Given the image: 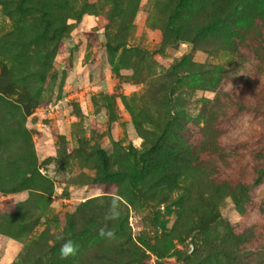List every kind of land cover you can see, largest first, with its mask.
Returning a JSON list of instances; mask_svg holds the SVG:
<instances>
[{"label": "rangeland", "instance_id": "obj_1", "mask_svg": "<svg viewBox=\"0 0 264 264\" xmlns=\"http://www.w3.org/2000/svg\"><path fill=\"white\" fill-rule=\"evenodd\" d=\"M165 1L140 0L131 16V0H73V30L50 54L41 47L36 57L32 50L26 66L13 60L23 46L5 37L15 24L0 3V91L6 65L9 73L2 79L14 84L7 96L20 107L12 112L7 103L0 105V264H54L61 255L56 242L72 240L61 236L70 223L71 237L85 242L79 244L78 264H264L260 35L238 39L239 53L208 52L189 41L163 47ZM18 21L29 36L40 31L31 18ZM184 55L222 72L215 75L217 87L205 89L179 73L182 83L169 92L178 118L174 135L180 144H198L203 105L219 95L229 115L222 131L224 157L205 154L207 171L175 189L165 181L151 182L144 173L137 180L140 197L129 176L112 173L118 160L126 162L116 156L143 150L131 110L153 111L142 97L148 84ZM100 149L107 166L99 160ZM139 154L127 159L135 163ZM223 182L237 190H213ZM213 215L216 219L205 225ZM120 229L121 241H135L138 252L119 253L113 236L88 242L98 231ZM223 245L233 253L216 257Z\"/></svg>", "mask_w": 264, "mask_h": 264}, {"label": "trees", "instance_id": "obj_2", "mask_svg": "<svg viewBox=\"0 0 264 264\" xmlns=\"http://www.w3.org/2000/svg\"><path fill=\"white\" fill-rule=\"evenodd\" d=\"M139 2L140 0H131L129 8L131 16H134L137 12ZM0 3L4 13L15 24L14 29L7 33L5 37L19 42L23 46L20 54L14 56L13 60L22 61L24 66L32 62L33 54H30L32 50H35L34 55L36 57H39L41 47L50 54L52 50L49 49H55L61 39L73 30L74 25L69 22L74 9L73 0H0ZM160 15L162 17L163 47L174 45L180 41H189L208 52L227 49L233 53H239L241 49L239 48L238 39L242 40L250 37L253 40V34L257 32L256 35H260L256 38H260L256 41L257 50L264 51V0H166L161 6ZM21 17H28L39 23L41 26L40 31L29 36L24 32L25 29L20 26L18 19ZM4 67L3 77H5V72L6 74L9 73L6 65ZM180 72L192 77V85L196 84L197 87L205 89L210 86L217 87L219 80L215 75L222 71L218 68H205L203 64H199L193 61L190 56L184 55L176 60L163 76L153 78L148 84L142 97L145 105L147 100L150 101L149 103L154 107L153 111L148 106L138 111L131 110L134 126L144 138V147L140 154L135 150H132L130 154L125 153L121 156L118 154L116 157H121V161L126 159V162L123 165L118 160L119 167L113 170L112 173L129 176L133 188L136 190V195L138 194L140 197L142 189L137 186V180L144 173L149 174L151 182L162 183L165 181L172 189H175L181 183L188 182L189 178L191 179V176L195 173L199 174L207 171L208 163L203 160L205 154L217 153L224 157V150L221 147L222 131L225 128V120L229 115L223 108L224 103L221 102L219 95L203 105L199 117L203 122V126L200 128L201 138L198 144H180L178 138L174 135V125L178 118L172 113L173 98L169 92L172 85L182 83L180 79L178 80ZM2 78L1 83L4 84L5 89L0 91L2 93L0 95V105L7 103L9 109L14 112L20 107L11 103L10 96H7L14 89V84L9 79L3 81ZM138 154L139 160L137 162L135 160V163L138 164L127 159L131 155L137 158ZM98 155L103 166H107L108 157L105 151L100 149ZM262 172L264 174V171ZM26 181L24 187H28L26 185H30L33 179ZM220 184H214L213 190H228L231 193L233 190H237L238 187L225 182ZM186 187L190 186L187 185ZM38 191L43 192L40 195L47 193L46 190L38 189ZM27 203L28 201L22 203L18 212H22ZM216 217V215L209 216L205 219L204 224L209 225ZM71 224L72 226H66L61 236L72 239L71 242L76 249L75 253L67 257L58 256L52 261L54 264H78L77 258H79L81 250L79 244L85 242L82 243L78 240L80 236L73 235L71 237L73 223ZM102 226L100 225L99 228ZM121 226L123 229L124 225L122 223ZM122 229L115 232L111 231L113 237L117 240L119 253L138 252L140 248L135 241L127 239V246L121 241ZM86 232L87 230L83 231V233ZM98 232L100 234L95 233L89 238V244L102 239L101 231ZM108 232L104 231L105 235ZM44 235L45 233L41 237ZM236 237L244 238L239 235ZM63 241L56 242L57 253L60 252L58 247L62 246ZM56 247L53 249L55 250ZM149 247L154 248L155 246ZM232 250L231 246H220L217 249L216 257L232 254ZM104 259L107 260L106 257Z\"/></svg>", "mask_w": 264, "mask_h": 264}, {"label": "clouds", "instance_id": "obj_3", "mask_svg": "<svg viewBox=\"0 0 264 264\" xmlns=\"http://www.w3.org/2000/svg\"><path fill=\"white\" fill-rule=\"evenodd\" d=\"M101 235H105V233H104V231L103 230H101ZM107 235L109 236V237H111V236H113V233L111 232V231H109L108 233H107ZM75 246L73 245V243L71 242V241H67V242H65L62 246H61V248H60V254H61V256L62 257H67V256H69V255H72V254H74L75 253Z\"/></svg>", "mask_w": 264, "mask_h": 264}, {"label": "water", "instance_id": "obj_4", "mask_svg": "<svg viewBox=\"0 0 264 264\" xmlns=\"http://www.w3.org/2000/svg\"><path fill=\"white\" fill-rule=\"evenodd\" d=\"M191 246H192V244H191ZM192 249H193V246H192V248H191V250H190V251H192Z\"/></svg>", "mask_w": 264, "mask_h": 264}]
</instances>
